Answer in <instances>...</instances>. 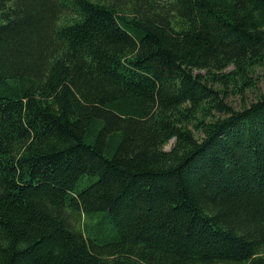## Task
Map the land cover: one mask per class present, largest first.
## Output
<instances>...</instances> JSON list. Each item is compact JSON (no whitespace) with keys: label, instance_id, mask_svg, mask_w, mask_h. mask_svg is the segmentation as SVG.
<instances>
[{"label":"trees","instance_id":"1","mask_svg":"<svg viewBox=\"0 0 264 264\" xmlns=\"http://www.w3.org/2000/svg\"><path fill=\"white\" fill-rule=\"evenodd\" d=\"M258 70L264 0H0V264H264Z\"/></svg>","mask_w":264,"mask_h":264},{"label":"rangeland","instance_id":"2","mask_svg":"<svg viewBox=\"0 0 264 264\" xmlns=\"http://www.w3.org/2000/svg\"><path fill=\"white\" fill-rule=\"evenodd\" d=\"M254 80L256 82V87L253 89H248L246 91V101L250 102L252 100H256L257 97L259 96V94L261 92H264V71L263 70H258L256 75H254ZM244 98H242L241 94H234L230 97H228V101L234 105L235 107L239 108L242 106L244 100ZM172 142L169 143L166 148H170V146L172 145Z\"/></svg>","mask_w":264,"mask_h":264},{"label":"bare ground","instance_id":"3","mask_svg":"<svg viewBox=\"0 0 264 264\" xmlns=\"http://www.w3.org/2000/svg\"><path fill=\"white\" fill-rule=\"evenodd\" d=\"M222 60V59H221ZM256 61V60H255ZM209 70V69H208ZM207 71V70H206ZM215 79V78H214ZM220 95V94H219ZM220 115V114H219Z\"/></svg>","mask_w":264,"mask_h":264}]
</instances>
